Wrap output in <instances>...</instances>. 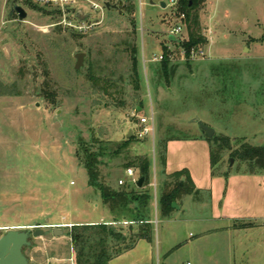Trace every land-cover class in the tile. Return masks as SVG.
Wrapping results in <instances>:
<instances>
[{
	"label": "rangeland",
	"instance_id": "374dc122",
	"mask_svg": "<svg viewBox=\"0 0 264 264\" xmlns=\"http://www.w3.org/2000/svg\"><path fill=\"white\" fill-rule=\"evenodd\" d=\"M98 1L114 6L104 8L101 23L78 33L52 25L59 18L51 6L0 0V236L10 228L41 229L44 233L24 248L31 262L74 264L73 226L112 219L100 192L88 186L76 153L99 145L110 152L126 138V127L135 126L136 139L117 155L101 156L99 169L104 182L125 187L128 181L119 185L118 180H128L126 163L141 155L150 160L152 238L109 264H264V224L222 227L226 221L211 218L209 192L175 202L183 210L175 209L172 220L154 204L161 194L163 144L165 164L169 141L203 140L209 148L196 118L214 129L211 138L220 137L212 142L216 163L212 169L202 144L182 149L170 144L168 157L183 160L181 170H194L200 182L222 173L223 194L231 174L264 175L245 172L247 163L219 149L221 142L233 149L264 144V0H205L198 13L206 43L203 54L189 59L168 40L180 22L167 0ZM14 5L25 9L24 20L16 13L8 19ZM75 8L89 11L82 1ZM186 38L182 26L177 39ZM132 44L138 49V92L129 77ZM163 45L171 53L168 66H175L168 80L160 62L152 60ZM79 52L83 61L75 69ZM139 117L150 119L152 127L142 138L135 134ZM241 188L248 196L264 193L252 182ZM53 229L62 233L54 235Z\"/></svg>",
	"mask_w": 264,
	"mask_h": 264
},
{
	"label": "trees",
	"instance_id": "16d2710c",
	"mask_svg": "<svg viewBox=\"0 0 264 264\" xmlns=\"http://www.w3.org/2000/svg\"><path fill=\"white\" fill-rule=\"evenodd\" d=\"M32 8L37 5L31 0H23ZM205 0H177L175 14L181 17L182 23L187 32V38L178 42L171 41L185 50L187 59L190 57L191 48L200 49L206 43L205 37L201 34V24L199 21L198 10ZM135 7L130 6L133 12ZM116 10V8H115ZM54 13H56L54 11ZM130 23L134 26V21ZM169 40V38H168ZM264 40V37H263ZM170 50L163 45V59L160 62L161 70L166 80L169 74H173L175 66H168L170 62ZM138 49L135 44L130 47V84L134 92L140 90V79L138 73ZM97 80V79H95ZM135 97V95L133 96ZM136 98V97H135ZM140 105V102L138 103ZM205 135V134H204ZM210 146V163L214 169L216 159L212 149V142H219L220 137L208 138ZM136 137L134 134L123 139V141L110 152L108 148L99 145L96 151L87 146L82 147V154L76 153V157L87 174L88 186L97 189L100 192L101 200L108 212L112 215L113 222H127V226L113 227L105 223L95 224H78L73 226L70 234L75 251L74 264H108L109 261L119 254L133 248L139 240L151 241L153 227L151 224V195L149 186L150 179V160L144 156L133 157L130 162L126 163V168L135 167L139 176L143 177L140 187L136 183L128 181L125 187H114L111 183L104 182L99 163L101 156L108 153L117 155ZM223 139V138H222ZM228 142L227 139H223ZM95 142V141H94ZM100 141H96L99 143ZM100 144V143H99ZM219 149H228L230 154L236 160L245 162L248 165V171L245 172H263L264 173V144L252 146L242 143L239 147L232 148L228 143H219ZM112 160V157H109ZM162 167L165 165L164 144L160 154ZM258 169L253 171L252 169ZM213 173V172H212ZM225 173V172H224ZM198 194L194 189V184L186 170L176 171L166 175V180L162 183L161 194L157 203L158 211L162 217L168 218L175 210L172 203L178 202L185 195ZM125 230V231H124Z\"/></svg>",
	"mask_w": 264,
	"mask_h": 264
},
{
	"label": "crops",
	"instance_id": "0c3cea01",
	"mask_svg": "<svg viewBox=\"0 0 264 264\" xmlns=\"http://www.w3.org/2000/svg\"><path fill=\"white\" fill-rule=\"evenodd\" d=\"M138 109L141 110V108ZM134 128L130 126L126 127L127 132H125L126 133L125 136L127 137L128 133H130L129 136L134 134L135 131ZM187 142L188 141H182L178 139L166 143V149H168V151L166 154V164L162 167V174L160 177V191L162 190V180L166 177V175L172 174L176 171H180L184 167L183 164H185L183 160L179 162L178 160H173V156L172 159L168 157L170 144L175 143L180 147V149L184 148L185 145L189 146L190 143L202 144L205 152L204 156L208 158L210 157V146L208 148V144L206 141L198 140V141H189L190 143ZM189 171H191L189 176L194 184V189L198 190L197 196L203 193L208 195L207 193L209 192L210 196L209 198L206 196V199L210 202V208L212 213L211 218L217 221L222 220L227 222V224L222 225V227L229 226V224L234 222H246V221L255 223V225L264 224V193L261 192L258 195H256V197H253V196H248L246 193L241 192L242 190L241 187H243V185L248 182H252L253 184L258 185V189L260 191L262 190L264 191V175L240 174V173L231 174L227 177V185H228L227 192L223 194V192H221L224 184V176L222 173L216 177H212L208 175V177L206 176V178H208L207 179L208 182L207 181L205 182V180L203 182H200L198 181L197 178L198 176L196 175V172H194V170H189ZM120 179L130 181L129 177L128 180L123 178ZM230 187L232 190L231 193H230ZM229 194H231V196H229ZM157 203L158 202H156V200L154 199L155 207H157ZM151 207H152V202H151ZM175 209L183 210L182 204L177 205V208ZM151 212L153 214L152 208H151ZM108 215L112 218V215L107 210V216ZM112 219L111 220L102 219L101 222H86L83 224L105 223L108 225L122 224L124 225L123 227L127 226V222L125 221L113 222ZM165 219L172 220L173 214ZM151 222L153 223V219L151 220ZM77 224H81V223H77ZM141 241H146V240L137 241L136 244L133 246V248L125 251V253L133 252L137 248L139 242ZM147 242L149 243L151 241H147Z\"/></svg>",
	"mask_w": 264,
	"mask_h": 264
},
{
	"label": "built area",
	"instance_id": "2783aa9c",
	"mask_svg": "<svg viewBox=\"0 0 264 264\" xmlns=\"http://www.w3.org/2000/svg\"><path fill=\"white\" fill-rule=\"evenodd\" d=\"M37 5L51 6L53 10L58 15V20L55 21L52 25H59L68 30L75 31L78 33H85L88 30H91L94 26L102 22L103 11L105 8L104 1L98 0H31ZM78 1L89 6V11L83 13L75 8V5ZM168 4L171 5L174 9L177 3V0H167ZM166 5V4H165ZM81 12V13H79ZM183 17V15H181ZM179 17V24H176L171 27L169 30V36L172 35L177 38L182 31V20ZM182 56H185V50H181ZM190 57H195L198 53L203 54L202 50L191 48ZM171 59V53L168 55ZM163 59V53L160 55H154L153 61H161ZM150 119L146 117H139V129L135 132L136 136L142 138L149 134L152 131L151 125H149ZM127 176L130 178L131 183H136L137 178H134V171L132 168H126ZM118 184H124V180L119 179Z\"/></svg>",
	"mask_w": 264,
	"mask_h": 264
},
{
	"label": "water",
	"instance_id": "95a60500",
	"mask_svg": "<svg viewBox=\"0 0 264 264\" xmlns=\"http://www.w3.org/2000/svg\"><path fill=\"white\" fill-rule=\"evenodd\" d=\"M151 3L152 0H150ZM104 5L107 9H109L111 6L108 1H104ZM161 7H165V3L163 1L160 2ZM13 13L17 14V17L19 20H24L26 17V11L25 9L20 5H14L11 10L9 11L7 17L10 20L11 15ZM11 21H9L6 25V30L10 27ZM10 30V29H9ZM170 41L178 42L179 39H177L174 36L168 37ZM84 53L79 52L75 55L76 63H75V69H78L83 61ZM195 121L198 123L202 133L206 135V137L210 138L214 134V129L210 127L209 125H206L205 123L201 122L198 118L195 119ZM129 134H127V137H129ZM233 162V159H230V164ZM143 182V177H139L136 181V186L140 187ZM172 206L177 208L176 203H172ZM56 231H59L58 233ZM44 233L41 229H19V228H10L7 229L1 236H0V264H34L31 262L30 258L25 255L24 248L31 246V238L36 237L39 235H42ZM59 233H62L61 229H53V234L57 235ZM54 264V263H49Z\"/></svg>",
	"mask_w": 264,
	"mask_h": 264
}]
</instances>
